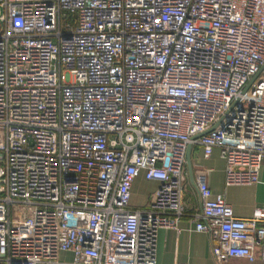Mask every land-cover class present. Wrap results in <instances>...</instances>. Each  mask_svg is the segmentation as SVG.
I'll return each mask as SVG.
<instances>
[{
  "label": "built area",
  "instance_id": "built-area-1",
  "mask_svg": "<svg viewBox=\"0 0 264 264\" xmlns=\"http://www.w3.org/2000/svg\"><path fill=\"white\" fill-rule=\"evenodd\" d=\"M194 144L259 182L264 0H0V264H156L189 216L217 262L264 261V208L200 177L188 214ZM141 172L159 188L132 210Z\"/></svg>",
  "mask_w": 264,
  "mask_h": 264
},
{
  "label": "crops",
  "instance_id": "crops-1",
  "mask_svg": "<svg viewBox=\"0 0 264 264\" xmlns=\"http://www.w3.org/2000/svg\"><path fill=\"white\" fill-rule=\"evenodd\" d=\"M190 164L186 165V192L184 204L189 215L199 212L200 202L197 192V180L202 177L214 194L224 195L232 206L234 214L240 219H250L258 208H264V162L260 172L259 182L250 186L225 185V161L220 151L215 149L209 159L204 157V149L199 144L192 145ZM159 188L156 181L147 180L141 172L134 182L130 207L132 210H144ZM156 264H264L263 260L249 262L244 259H229L217 262L212 254L209 236L196 231L195 222L191 216L180 221L176 229H159L156 238ZM73 254H60L56 263L72 264Z\"/></svg>",
  "mask_w": 264,
  "mask_h": 264
},
{
  "label": "water",
  "instance_id": "water-1",
  "mask_svg": "<svg viewBox=\"0 0 264 264\" xmlns=\"http://www.w3.org/2000/svg\"><path fill=\"white\" fill-rule=\"evenodd\" d=\"M191 148H192V146H189L188 147V151H187V154H186V160H187V164L189 165V167H191V164H190V152H191Z\"/></svg>",
  "mask_w": 264,
  "mask_h": 264
},
{
  "label": "rangeland",
  "instance_id": "rangeland-1",
  "mask_svg": "<svg viewBox=\"0 0 264 264\" xmlns=\"http://www.w3.org/2000/svg\"><path fill=\"white\" fill-rule=\"evenodd\" d=\"M67 21L65 20L64 23H66Z\"/></svg>",
  "mask_w": 264,
  "mask_h": 264
}]
</instances>
